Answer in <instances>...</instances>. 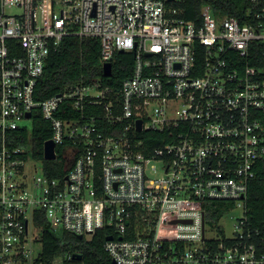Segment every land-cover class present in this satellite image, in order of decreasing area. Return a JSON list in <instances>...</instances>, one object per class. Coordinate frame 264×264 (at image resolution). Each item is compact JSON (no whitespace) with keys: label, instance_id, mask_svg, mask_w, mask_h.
Segmentation results:
<instances>
[{"label":"built area","instance_id":"obj_1","mask_svg":"<svg viewBox=\"0 0 264 264\" xmlns=\"http://www.w3.org/2000/svg\"><path fill=\"white\" fill-rule=\"evenodd\" d=\"M171 1L0 0V264H81L71 252L41 259V216L87 240L103 231L116 264H264V237L244 226L264 159V77L248 61L264 44V0H246L244 21L208 5L186 20ZM66 36L96 38L101 64L133 54L118 92L95 81L35 98ZM37 115L49 131L41 156ZM141 131L165 136L150 149ZM209 201L234 206L212 222ZM237 207L227 236L219 220Z\"/></svg>","mask_w":264,"mask_h":264},{"label":"trees","instance_id":"obj_2","mask_svg":"<svg viewBox=\"0 0 264 264\" xmlns=\"http://www.w3.org/2000/svg\"><path fill=\"white\" fill-rule=\"evenodd\" d=\"M166 3L174 7L180 17L192 21L199 19L203 5H208L214 16H237L244 21L247 6L246 0H174ZM133 61L132 53H115L111 62V75L105 77L102 74L99 41L91 37L66 36L62 39L60 47L50 52L43 74L35 86L34 96L37 100H44L69 86L90 84L95 81H99L101 87L108 86L113 96L120 90L122 81L131 74ZM248 61L250 65L260 70L261 77H264V44L260 42L251 44ZM97 112H101L100 107ZM41 124L42 120L37 115L36 124L30 133L39 156L42 154V143L49 137V131L44 130ZM18 133L23 137L28 135L25 130ZM137 136L152 149L162 142L165 135L161 132L141 131ZM44 166V172L48 175L60 174V170L53 162L46 160ZM255 170V177L250 182L244 202V226L252 231L259 230L260 237H264V159L257 163ZM233 206L232 202L209 201L206 204V218L217 222L223 212ZM37 223L42 226L41 259L45 262L48 263L54 257H63L67 252H71L73 257L80 256L81 264H113L102 248L105 239L103 231L97 232L87 240L68 232L53 231L42 216L37 218Z\"/></svg>","mask_w":264,"mask_h":264},{"label":"rangeland","instance_id":"obj_3","mask_svg":"<svg viewBox=\"0 0 264 264\" xmlns=\"http://www.w3.org/2000/svg\"><path fill=\"white\" fill-rule=\"evenodd\" d=\"M27 121H24L23 124H27ZM242 209L241 208H234L226 212L223 217L219 220V225L223 228L225 234L227 236L233 235V228L238 218L242 216ZM35 253L40 251V245L36 243L34 245Z\"/></svg>","mask_w":264,"mask_h":264},{"label":"water","instance_id":"obj_4","mask_svg":"<svg viewBox=\"0 0 264 264\" xmlns=\"http://www.w3.org/2000/svg\"><path fill=\"white\" fill-rule=\"evenodd\" d=\"M112 72V63L111 62H104L102 64V74L105 77H109ZM26 116H29V113H27ZM136 129H141V120H138L136 123ZM44 157L46 159H52L54 158V152H53V144L50 141L45 142L44 144ZM111 236H108V239H110ZM80 256H77L79 258ZM113 264H116L114 260H111Z\"/></svg>","mask_w":264,"mask_h":264}]
</instances>
